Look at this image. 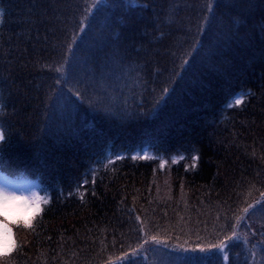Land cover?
Listing matches in <instances>:
<instances>
[{
    "label": "trees",
    "instance_id": "16d2710c",
    "mask_svg": "<svg viewBox=\"0 0 264 264\" xmlns=\"http://www.w3.org/2000/svg\"><path fill=\"white\" fill-rule=\"evenodd\" d=\"M33 2L36 0H0L3 10L0 46H15L19 44L17 37L21 41L25 38L26 26L20 21ZM39 2L59 6L56 11L65 18L52 25L57 29V40L62 38L59 29L64 24L76 27L75 21L84 6L83 0ZM138 2L142 6L145 0ZM154 2L157 6L178 5L174 23H165L160 29L165 33L163 38L158 34L154 37L153 30L158 27V22L151 8L146 13L139 10L124 13L108 8L98 13L87 29L85 39L67 65L71 66L69 72L82 79L89 77L90 73L99 77L104 73L107 77L105 53L117 38L133 55L136 52L144 54L141 45L149 51L158 47L162 52L170 40H182L189 24L196 23L194 5L197 0ZM224 2L228 4L231 0ZM111 3L109 0L106 5ZM124 3L129 6V0ZM105 18L112 26L111 30L105 26ZM254 19L259 22V10ZM45 34L42 28L36 49L29 44L28 53L17 52L13 47L12 55L7 57L13 61L11 65L0 57V103H6V111L10 113L2 117L3 127L13 137L12 147L2 153V161L17 169L36 172L51 192L50 203L32 223L35 230L26 228V235L21 237L19 245L23 250L13 253L16 264H103L109 256L119 257L121 251L128 255L114 264H160L151 254L129 251L136 248L143 237L140 232L142 221L149 235H156L163 241L147 245V249L160 248L177 257L172 245L185 241L194 243L198 235L215 241L222 227L233 222L232 212L244 206L245 200L251 202L249 195L259 199V191H264V160L261 159L264 156V100L260 99L264 60L261 59L258 32L255 51L233 42L222 46L211 61L198 56L194 70L185 74L174 96L162 106V110H166L165 117L160 116L162 111L159 109L158 115L148 121L155 96L150 83L147 91L138 90V97L145 99L143 121L121 115L97 116L94 110L81 105V110L73 113V118L67 122L70 126L67 124L55 133L52 128H47L51 120L44 119L43 106L37 100V97L43 100L47 85L59 75L53 63L60 58L59 46L53 40V33H47L49 40L45 44ZM194 34L195 28L192 27L188 35ZM155 40H160V44L156 45ZM208 42L209 38L205 36V43ZM20 47L22 50L23 44ZM37 58L40 65L47 62L53 64V68L35 65L33 61ZM21 59L28 67L20 66ZM154 59L161 67L171 66L167 53H157ZM225 61L230 63L227 71L209 69L210 63L223 65ZM12 79L15 84L8 85L7 81ZM156 86L159 87V78ZM249 89L256 95H245L242 104L229 107L228 99L235 92L248 93ZM131 106L135 113V105ZM13 109L15 114H11ZM62 132L64 135H59ZM134 143L147 144L165 157L183 154L187 158L186 166L178 163L160 170L157 162L150 160L101 161V152L106 147L114 145L115 152L130 146L133 148ZM193 156L197 160L192 164ZM98 160L94 188L97 195H91L93 186L89 172V184L69 197L68 192L75 187V178ZM61 188L63 195L60 194ZM228 208L232 211L227 212L226 221L225 209ZM137 216L140 220L136 219ZM261 222L257 214L251 230H258ZM240 227L242 230L246 228ZM229 231L225 229V232ZM238 235L235 240L226 242L231 259L229 264H236L234 261L239 259L251 260L246 248L251 249L259 239L256 236L245 246L243 241H238L239 232ZM213 252L215 254L207 258V264H226L222 254L216 250Z\"/></svg>",
    "mask_w": 264,
    "mask_h": 264
},
{
    "label": "snow or ice",
    "instance_id": "6c2138e0",
    "mask_svg": "<svg viewBox=\"0 0 264 264\" xmlns=\"http://www.w3.org/2000/svg\"><path fill=\"white\" fill-rule=\"evenodd\" d=\"M47 3H41L39 0L33 2L26 10V14L21 18V23L24 28L25 38L21 41L17 37L19 44L13 46L8 45V48L0 46V57H3L9 65L12 60L7 59L12 55V49L15 51L28 53L29 44L33 50L37 47V42L41 40V29L45 31L43 42L46 44L49 40L47 33H53V40L59 46L60 58L54 60L55 72L59 75L53 77L52 82L47 85L43 100L37 97L38 103L43 106L44 119L51 120L55 115L57 107L66 114L71 116L73 113H78L81 110V105L87 103L88 108L94 111H102L104 113L116 114L115 104L108 99L107 92L111 87L108 84L109 79H114L118 82L120 79L127 78L132 81L133 87L139 86L144 91L148 90V85L151 83V92L155 94L151 101V109H157L161 104H166L176 93L181 81L185 79V74L194 70L197 57L204 56L210 61L219 54L220 48L228 43H239L246 47H250L255 51L257 42V32L259 33V44L261 50V59L264 60V0H231L225 4L224 0H197L194 7L197 9V18L195 25L189 24L187 33L182 40L172 39L169 44L163 48L161 52L158 47L143 49V55L136 52L135 55L128 52L127 48L122 47L119 38L113 40L108 52L105 53V68L108 69L107 77L101 73L100 79L95 76L87 79H82L77 75L70 73L67 65L70 64L71 58L75 55L76 50L80 46V42L85 39L87 29L92 26L98 13H102L108 8L120 10L124 13L129 11L139 10L146 13L148 9H152L156 13L155 20L158 22V27L154 29L155 34L161 38L165 33L160 29L165 23L172 25L174 23V13L178 11V5L167 3L157 6L154 0H145L141 6L138 0H132V6H126L124 0H112L110 5L104 4L103 0H84L83 11L79 12V19L75 21L76 27L70 28L64 24L61 29L62 38L57 40L55 37V29L52 25L54 22L61 21L62 18L56 8ZM193 7V5H189ZM79 9V5H77ZM260 12V19L257 22L254 17L256 11ZM127 19V17H125ZM3 22V10L0 9V24ZM105 26L111 30V24L108 18H105ZM192 27L195 28L194 35L191 33ZM35 33V35H33ZM205 36L209 38V42L205 43ZM156 45L160 44V40H155ZM20 44H23L21 50ZM167 53L170 56V67L159 66V61L154 59L156 54ZM178 61V62H177ZM35 65L41 67L53 68V64L45 63L40 65V59L33 61ZM20 66L28 67L24 60H20ZM230 63L225 61L223 65L210 63L211 71L222 72L227 71ZM11 74V73H9ZM157 78H159V87H157ZM7 79V78H5ZM260 99L264 100V72L261 75ZM8 85H14L15 79L8 80ZM127 86V84H125ZM11 95V93H9ZM27 97V94H24ZM245 95H256L249 89L248 93L241 92L234 97V104L239 105ZM30 105V101H28ZM232 105L229 104V107ZM140 113H144L142 105H137ZM7 104L0 103V117L10 115L6 111ZM15 109L11 114H15ZM35 139V138H34ZM12 147L11 133L6 127L0 126V153H7ZM255 155V150H253ZM118 159L120 157H117ZM148 158L147 153L145 157ZM133 159H136L134 156ZM193 160L197 157L193 156ZM264 160V156L261 157ZM99 160L93 162L92 167L85 169V172L75 178V187L68 192L71 197L73 192L79 193L83 185L89 184L88 173L92 175V196H96L95 177L97 174L96 165ZM164 161L161 160V166ZM195 166V165H192ZM254 188V185H251ZM259 191V190H258ZM60 194L63 195V189H60ZM83 200V194L81 193ZM251 202L245 200L244 206L237 207L232 212V221L226 223L221 232L216 234L215 241L208 240L204 237L197 236L194 243L185 241L172 245L173 251L177 252V261L175 264H207V258L214 255L213 250H216L223 255L225 261L229 260V254L226 251V242L237 238V229L244 226L248 229L243 236V244L247 246L250 243L249 237L259 239L255 244H252L251 249H247L250 253L251 260L246 261V264H264V222L260 223V227L256 231H251L254 227L253 218L259 214L260 221H264V191H259V199L252 198L249 195ZM50 203L48 197H41L33 192L29 196L17 195L15 191L6 187H0V264H16L13 258L14 252L22 251V245H18L14 239V233L10 225H22L24 228H32V218L42 211V205ZM225 203H227L225 201ZM232 211L230 208L225 209V219L227 221V212ZM140 220V217H136ZM219 219V216L217 217ZM243 222V224L241 223ZM225 229H230L225 232ZM140 232L143 237L139 239L136 248H130L132 254L146 252L147 245L161 244L163 241L156 235H149L145 230L143 221L140 225ZM51 239V237H49ZM179 240V237H177ZM167 246V245H165ZM123 249V245H121ZM259 250V261H257ZM128 253L121 251L120 256H109L103 264H114L121 257L127 256Z\"/></svg>",
    "mask_w": 264,
    "mask_h": 264
},
{
    "label": "rangeland",
    "instance_id": "374dc122",
    "mask_svg": "<svg viewBox=\"0 0 264 264\" xmlns=\"http://www.w3.org/2000/svg\"><path fill=\"white\" fill-rule=\"evenodd\" d=\"M112 1V0H111ZM83 2H84V0H83ZM103 2L104 3H108L109 2V0H103ZM84 4V3H83ZM132 5V0H129V7ZM0 9H2V8H0ZM68 69H70L71 68V66L70 67H67ZM73 69H74V71H77L76 69H75V67H73ZM92 76H94L93 75V73H90V76L89 77H92ZM81 77V76H80ZM89 77H86V79L87 78H89ZM82 78V77H81ZM95 78L96 79H99L100 77L99 76H95ZM124 82H129V84H130V86H131V90H132V92L133 91H136L137 90V92H138V86H136V87H133V84H132V81L131 80H128L127 81V79H122V80H119L118 82H116L114 79H109L108 80V84L111 86L110 88H109V90H108V93L110 94V96H112V97H116V98H114V100H113V103L115 104V107H116V114L115 115H112V114H109V115H111V116H118V115H121L122 117H124V118H126V116H128V117H131V119L132 120H135V121H140L141 119H145V118H143V117H145V113H143V114H141L140 113V110H139V108L137 107V105H142V107L144 108V110H145V105H144V103H145V99H143V100H138L137 98L133 101V104L135 105V113H133L132 112V108H130V106H127L128 105V102H126L127 101V99H130L131 98V95L130 94H127V93H125V91L123 92V91H121V87H123V83ZM126 83V84H127ZM114 90H117V91H120V92H122L124 95H126V96H124L125 98H120V96H119V94H118V92H116V91H114ZM125 99V100H124ZM132 99V98H131ZM125 102V103H124ZM120 104H122V105H120ZM87 108H88V106H86ZM159 109H161V111H162V113H161V117H165V112H166V110L165 111H163L162 110V108L159 106L157 109H154V110H151V111H153L154 113L155 112H159ZM164 113V114H163ZM106 114H108V113H106ZM2 117H0V119H1ZM73 118V114L69 117V116H67L66 114H64L61 110H60V108L59 107H57V109H56V112H55V115L52 117V119H51V122H50V126H48V124H47V128H52L54 131H53V133H55V130H58V129H64L65 128V126L68 124V126H70V124L69 123H67V122H69V119H72ZM2 120H3V118H2ZM156 121H158V120H156ZM4 123V120H3V122L1 121V124L2 125H4L3 124ZM69 128V127H68ZM49 131V130H48ZM12 133H13V131H11ZM44 132V131H43ZM65 132V131H64ZM64 132H62L61 134H59V135H64L63 133ZM45 133V132H44ZM52 135H56V134H52ZM13 138V137H12ZM11 138V139H12ZM18 152H19V150H18ZM136 155H138V156H140L139 154H136ZM0 187H6V188H8V189H10V190H13V191H15L16 192V194L17 195H24V196H29V195H31L33 192H35L37 195H38V193L33 189V190H31V189H26V188H24V189H22V188H19V187H8V186H5L3 183H1L0 182ZM264 222V221H263ZM255 225V224H254ZM11 227H12V230H13V233H14V239H15V241L17 242V244L19 245L20 244V240H21V237H23V236H25L26 235V229L23 227V226H17V225H10ZM258 229V228H257ZM238 230V229H237ZM246 231H248V229H246V228H244L243 230L241 229V227H240V231H238L239 233H240V239L238 240V241H243V236H244V233L246 232ZM251 231H253V230H251ZM239 236V235H238ZM236 238H234V240H235ZM249 239H250V242H252L254 239H252L251 237H249ZM241 251H242V249H240L239 250V252L241 253ZM237 252V251H236ZM143 253H146V254H148L149 256H150V254L152 255V256H155L157 259H156V263H160V264H168V263H175V261H176V256L175 255H173V254H168L167 252H165L163 249H160V248H148L147 249V251L146 252H143ZM258 253H259V250H258ZM260 258V257H259ZM230 258H229V260L227 261V263L226 264H229V262H230ZM248 261H250V260H248ZM257 261H259V259H257ZM236 264H246V261H244V260H241V259H239V260H236V261H234Z\"/></svg>",
    "mask_w": 264,
    "mask_h": 264
}]
</instances>
